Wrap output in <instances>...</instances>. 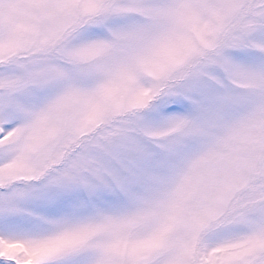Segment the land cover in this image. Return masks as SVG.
I'll return each mask as SVG.
<instances>
[{
	"label": "snow or ice",
	"instance_id": "6c2138e0",
	"mask_svg": "<svg viewBox=\"0 0 264 264\" xmlns=\"http://www.w3.org/2000/svg\"><path fill=\"white\" fill-rule=\"evenodd\" d=\"M0 264H264V0H0Z\"/></svg>",
	"mask_w": 264,
	"mask_h": 264
}]
</instances>
